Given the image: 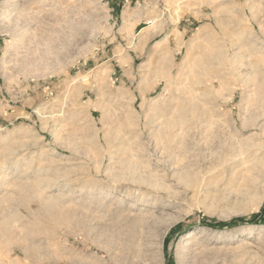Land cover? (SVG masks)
I'll use <instances>...</instances> for the list:
<instances>
[{
    "label": "rangeland",
    "instance_id": "rangeland-1",
    "mask_svg": "<svg viewBox=\"0 0 264 264\" xmlns=\"http://www.w3.org/2000/svg\"><path fill=\"white\" fill-rule=\"evenodd\" d=\"M212 39L228 60L197 77ZM260 84L264 0H0V264H264Z\"/></svg>",
    "mask_w": 264,
    "mask_h": 264
},
{
    "label": "bare ground",
    "instance_id": "bare-ground-1",
    "mask_svg": "<svg viewBox=\"0 0 264 264\" xmlns=\"http://www.w3.org/2000/svg\"><path fill=\"white\" fill-rule=\"evenodd\" d=\"M152 23V21H151ZM166 40V39H165ZM165 40H163L165 42ZM210 40V39H209ZM208 40V41H209ZM212 41H214V39H212ZM211 41V42H212ZM210 42V44H208L209 46H206L204 45V47L202 48H199L201 50H198V54L197 55H194V60H193V63L191 64L195 66V69L192 70L194 72H192V74L196 73L195 75L198 77L202 74H206L205 72H208L209 73V68H214V61H224L226 62L228 60V57H227V50H225L224 48L227 47V46H224V45H216L215 44V41H214V44L212 45V43ZM160 45L162 43L159 42ZM208 43V42H207ZM206 44V43H205ZM225 51H227L225 53ZM161 52V51H160ZM197 53V52H196ZM229 53V52H228ZM236 55V54H235ZM263 57V56H262ZM193 58V57H192ZM227 58V59H226ZM232 60V59H231ZM235 61V60H234ZM236 62V61H235ZM263 62V61H262ZM217 63V62H216ZM227 64V63H226ZM230 64H234V63H231ZM253 64V63H252ZM236 66V64H234ZM257 65V64H256ZM255 65V66H256ZM259 65V64H258ZM218 66V65H217ZM219 66H220V63H219ZM233 67V65H231ZM192 67V66H191ZM216 67V65H215ZM194 68V67H193ZM212 68V69H213ZM221 68V66H220ZM235 68V67H234ZM186 69V68H185ZM190 70V69H189ZM223 70V69H222ZM162 71V70H160ZM214 71V70H213ZM235 71V70H234ZM186 72V71H185ZM215 72H216V69H215ZM161 73V72H160ZM159 73V74H160ZM219 73V72H218ZM257 75H258V72H256ZM191 74V73H190ZM211 74V73H210ZM216 74V73H215ZM208 75V74H207ZM163 76V75H162ZM210 76V75H209ZM219 76V75H218ZM255 77V76H254ZM220 78V77H219ZM249 78V77H247ZM258 78L255 77L253 80L255 81V79ZM205 81V80H204ZM202 79L199 80L197 78V81L195 82V84H201V82H204ZM221 81V79H220ZM177 82V81H176ZM184 82V81H183ZM186 82V81H185ZM222 84H223V81H221ZM225 86V85H224ZM226 87V86H225ZM248 87V86H247ZM252 87V86H250ZM249 87V88H250ZM195 90V89H194ZM178 91V90H177ZM191 91V90H190ZM186 90V92L183 94V92H180L181 95H178L175 99L177 101L174 102V107H173V111H172V115L166 120V122L163 124L164 127H166L167 130L170 131L169 134H172L175 138L176 136L180 137V134L182 136V132L187 129V130H190L193 126V123H192V127L190 126L189 128V125L186 126V123L188 121V124L190 122V117H192L193 119H195V115L201 113V105L197 102L196 100V95H192L190 94L191 92ZM200 91V90H199ZM252 91H254L255 95L252 99L253 103H254V106H255V109L252 113V118L255 119V120H258V118H262L264 117V85H253V87L251 88V93ZM190 92V93H189ZM179 93V92H178ZM179 93V94H180ZM253 93V94H254ZM183 94V95H182ZM201 98V97H200ZM203 98V97H202ZM201 102V101H200ZM250 102V101H249ZM252 103V102H251ZM252 103V105H253ZM253 107V106H252ZM205 109V108H204ZM201 111V112H200ZM209 111V110H208ZM203 114V113H202ZM201 114V115H202ZM200 115V116H201ZM191 118V120H192ZM198 119V118H197ZM208 120V119H207ZM252 120V119H250ZM199 121V120H198ZM249 120L247 119H243L242 120V126L243 127H246L248 126L247 124ZM191 123V122H190ZM200 123V121L198 122V124ZM258 123V122H257ZM256 125L255 122H253V125ZM201 125V123H200ZM252 125V124H251ZM250 126V125H249ZM187 127V128H186ZM160 128V127H159ZM248 128V127H247ZM161 130V129H160ZM166 131V130H164ZM191 131V130H190ZM160 133V132H159ZM190 133V132H189ZM167 135V134H166ZM184 135V134H183ZM161 136V135H160ZM170 136V135H169ZM172 136V137H173ZM172 137H171V140H172ZM242 141V139H241ZM172 142V141H171ZM171 144V143H170ZM245 144V143H244ZM171 146V145H170ZM125 148V147H124ZM133 150V149H132ZM123 153H122V156L121 159L119 160V166H117V170L113 176V179L115 181H119V180H122L124 181V179H128L127 176H135V173H136V170H137V162L135 161V158L133 156V153L128 149V148H125L122 150ZM134 151V150H133ZM130 152L132 153V155L130 154ZM250 157V156H249ZM254 161V160H253ZM247 162H249V159L248 160H242V162L240 164H243L244 167L245 165L247 164ZM254 162H252V166H249L247 171H246V174L243 175L242 179H240L242 182V187L243 189L241 190V193L246 197V198H249V199H254L255 201V205L256 206H260L262 204V202L264 201V193L259 195L257 193V186L259 185V183L261 182V180L263 179L262 178V172H260L258 170L259 166H258V163L257 165H254L253 164ZM145 164V163H144ZM248 165V164H247ZM247 165H246V168H247ZM238 167V166H237ZM243 168V167H242ZM241 169V168H240ZM260 169V168H259ZM245 170V169H244ZM239 171V170H238ZM264 171V170H263ZM237 172V171H236ZM155 176V175H154ZM155 178V177H153ZM262 178V179H261ZM263 181V180H262ZM155 183V182H154ZM157 183V182H156ZM241 184V183H240ZM259 192V191H258ZM49 197V196H48ZM141 198L139 197L137 200L133 201V203L130 205L131 207L132 206H135L136 205V202L140 201ZM140 210H143L142 208ZM146 213V212H145ZM142 214V213H141ZM148 214V213H147ZM145 215V214H144ZM143 215V216H144ZM148 218V216H147ZM252 231V230H251ZM193 232V231H192Z\"/></svg>",
    "mask_w": 264,
    "mask_h": 264
},
{
    "label": "built area",
    "instance_id": "built-area-1",
    "mask_svg": "<svg viewBox=\"0 0 264 264\" xmlns=\"http://www.w3.org/2000/svg\"><path fill=\"white\" fill-rule=\"evenodd\" d=\"M149 23H151V21H149Z\"/></svg>",
    "mask_w": 264,
    "mask_h": 264
}]
</instances>
